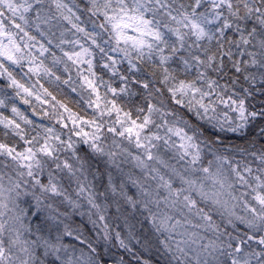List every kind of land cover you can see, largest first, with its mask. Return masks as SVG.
<instances>
[{
  "label": "snow or ice",
  "instance_id": "obj_1",
  "mask_svg": "<svg viewBox=\"0 0 264 264\" xmlns=\"http://www.w3.org/2000/svg\"><path fill=\"white\" fill-rule=\"evenodd\" d=\"M0 264H264V0H0Z\"/></svg>",
  "mask_w": 264,
  "mask_h": 264
}]
</instances>
